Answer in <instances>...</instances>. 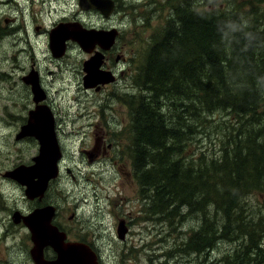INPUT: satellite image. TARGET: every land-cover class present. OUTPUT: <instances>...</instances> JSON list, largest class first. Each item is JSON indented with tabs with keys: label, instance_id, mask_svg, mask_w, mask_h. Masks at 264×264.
I'll list each match as a JSON object with an SVG mask.
<instances>
[{
	"label": "rangeland",
	"instance_id": "1",
	"mask_svg": "<svg viewBox=\"0 0 264 264\" xmlns=\"http://www.w3.org/2000/svg\"><path fill=\"white\" fill-rule=\"evenodd\" d=\"M207 1L212 5V9H215L213 11L218 10L224 3ZM27 2L28 4L24 0L16 2L0 0V26H6L7 34L13 33L11 32L13 29H18L12 36L0 33V264H33L29 254L32 247L29 231L24 225H15L12 215L15 210L28 212L31 203L34 202L26 198L22 186L4 176L7 171L19 165H30L40 148L39 142L34 138L16 140L21 125L25 124L29 117V111L35 108L31 92H27L21 81V76L29 72L32 63L27 40L31 41L35 48L34 58L41 72L43 84L48 90L46 105L55 116L56 134L64 154V159L60 163L61 180L51 185L46 202L60 208V214L55 222L67 230L68 236L88 242L96 239L97 245L106 252L114 250L119 252L122 244L118 240L114 220L111 215L96 208L92 185H97L100 189L108 188L110 200L119 199L116 194L122 192L118 188L112 190L116 185H128L124 191L128 197L123 194L120 197L129 200L133 196V199L132 202H119L118 211L124 215L132 213L136 217L141 215L140 211L144 209L148 217L151 210L163 211L153 209L155 199L150 189L144 192L148 197L145 202H142L137 194L131 193L133 189L137 190V187L131 188L129 185L135 186L139 182L135 177L130 151L133 134L127 96L145 95L134 86L138 82L137 80L133 82V77L141 70L145 53L157 31L166 25V18H173V13L171 14L169 4L165 0H119L118 12L109 20L99 12L82 11L79 0H27ZM240 4V2H234L229 6L225 4L224 11L236 7L242 12L255 10L264 15V0H257V4L251 8L237 6ZM125 9L131 16L124 14ZM240 11L237 13L242 14ZM138 13L142 16L139 20L144 23L138 21L139 28H135L134 20L137 19ZM3 18H12L14 22L5 24ZM64 21L71 23L79 21L87 27H92L93 24L96 29L106 30L115 27L120 30L121 37L117 41L116 50L126 61L115 63L112 59L108 64L118 75L119 84L116 89L111 87L103 93H95L83 88L84 62L89 56L77 44H71L68 56L63 60L55 61L52 58L49 51V32L55 25ZM36 26H42L40 34L35 31ZM19 44L20 49H25L26 54L22 55L20 60L19 55L17 59L19 63L15 65L17 61L14 54L19 51L17 48ZM132 87L136 89L133 94ZM21 115L26 117L21 119ZM85 117H91L92 122L83 127ZM219 117L224 122L230 119V116L225 117L221 111L213 113L209 118L203 114L202 120L208 119L207 123L196 125L194 128L196 134L190 135L187 141L182 142V144L187 142L186 147L193 161L201 158V161L204 159L209 164L234 155L239 145H229L231 140L228 139V135L235 134L233 128L237 129L238 125L229 123L220 125V121H211L219 120ZM114 120L115 129L112 130L106 122L114 124ZM167 120L173 122L171 116H167ZM103 132L109 135L105 144L107 155L99 162L90 164L88 157L86 158L83 153L94 149L97 137ZM66 168L73 172L74 177L66 172ZM100 193L105 197V191ZM245 204L244 220L254 223L262 221L260 243L263 250L257 256V260H261L264 258V195H248ZM109 205L110 203L106 202L102 207L109 210ZM171 208H175V203H171ZM166 213L167 210H164L163 214ZM234 213L236 215L232 220L239 221L243 213L241 208H237ZM73 214L74 218L69 220ZM184 215L186 218L182 220ZM156 217L164 219L160 215ZM207 219L211 221L212 229L216 232L215 245L211 250L199 254V257L193 253L190 264H233L236 256L242 253V244L246 245V238L223 237L224 217L214 205L207 207ZM146 220L145 218L143 221ZM203 220L202 212H195L186 206L179 209V215L174 214L168 219L167 228L164 230L170 232L181 230L192 237L201 229ZM181 221L183 223L180 225ZM152 226L144 223L135 230L146 233L147 227L148 231L153 230ZM95 231H98V238L93 236ZM134 238L136 236L129 237V245L134 242Z\"/></svg>",
	"mask_w": 264,
	"mask_h": 264
},
{
	"label": "trees",
	"instance_id": "2",
	"mask_svg": "<svg viewBox=\"0 0 264 264\" xmlns=\"http://www.w3.org/2000/svg\"><path fill=\"white\" fill-rule=\"evenodd\" d=\"M237 11L182 9L157 31L133 77L145 95L127 101L130 151L139 184L155 188L153 209L175 203L176 214L181 206L203 213L202 227L191 238L195 253L216 240L207 219V207L214 205L224 217L223 237L246 238L233 264H263L264 258L257 260L262 221L246 222L244 215L246 197L264 195V15ZM217 111L230 119L211 121L238 125L228 144L239 146L217 162L193 161L182 142L207 123L203 114L209 118ZM237 208L243 212L239 221L232 220Z\"/></svg>",
	"mask_w": 264,
	"mask_h": 264
},
{
	"label": "water",
	"instance_id": "3",
	"mask_svg": "<svg viewBox=\"0 0 264 264\" xmlns=\"http://www.w3.org/2000/svg\"><path fill=\"white\" fill-rule=\"evenodd\" d=\"M79 6L83 11L96 9L106 18L110 17L115 10L112 0H79ZM117 37L116 29L86 30L80 25L63 23L51 30L49 43L52 54L56 58H61L66 53L68 41L76 42L84 52L92 53L96 46L104 51L111 49ZM103 59L104 55L96 52L84 63L86 87L93 88L114 81L110 73L101 70ZM23 79L31 87L36 108L29 113L28 121L21 127L16 140L35 138L40 145L39 154L32 159V165H20L5 173L4 176L24 187L28 200L41 201L50 183L59 177L58 163L62 158V151L54 130V116L47 106L41 104L46 100V93L40 86L38 74L35 72ZM86 154L89 161L93 162V152H86ZM55 216L56 208L52 205L37 208L25 216L16 211L12 216L14 224L23 223L30 232L33 245L30 255L34 264H98L90 246L85 243L66 241V234L53 225ZM119 229L123 238L127 230L122 225ZM48 247L56 253L57 258L54 261H47L44 258V251Z\"/></svg>",
	"mask_w": 264,
	"mask_h": 264
},
{
	"label": "flooded vegetation",
	"instance_id": "4",
	"mask_svg": "<svg viewBox=\"0 0 264 264\" xmlns=\"http://www.w3.org/2000/svg\"><path fill=\"white\" fill-rule=\"evenodd\" d=\"M24 1L28 4L27 0H24ZM165 1L169 4L168 8L170 9L171 14L173 13V17H174V14L178 10L179 11L182 9L190 10L193 7L202 8L205 10H212V11L215 10V9H212V5H209L207 0H165ZM215 1H219V2L224 1V3L228 4V6L234 2H240L242 7H244V8H251L257 4V0H212V2H215ZM15 2H16V0H15ZM114 2L116 5L115 12H118L119 0H114ZM224 3H222L220 5L219 9L224 8V5H225ZM92 12H97V11L92 10ZM124 14L131 16L130 14H128V12H126V9L124 10ZM137 16H138L137 19L134 20L135 21V23H134L135 28H139V26H137L138 21L139 22L141 21L142 23H144V21H142L141 19L139 20V18L142 17L141 13H138ZM111 17L108 18V20L111 19ZM168 18L165 19V24H166V21L168 20ZM3 21L5 24H10V23L12 24L14 22V19L3 18ZM131 21H132V18H131ZM63 23L68 24L71 22L64 21V22L58 23L57 25L63 24ZM78 23H79V21L73 22V24H78ZM57 25H55L54 28ZM83 27H86L88 29H96L93 24H92V27H87L85 25H83ZM0 28H1L0 33L3 32L4 36H12V35H14L15 31H18V29L17 30L13 29L11 31L13 33L7 34L6 26L1 25ZM54 28H52L51 30H53ZM113 28H115V27H109L106 30H112ZM42 30H43L42 26H36L35 27V31L38 34H40V32H42ZM98 30H104V29H98ZM118 31H119V36L117 38V41H118V39H120L119 37H121V32L119 29H118ZM50 32H49V35H50ZM27 43H28V46L30 47L29 54L31 55L32 63H31L29 72H25L21 76V81H22L23 85L25 86V89L27 90V92L30 91L32 94L31 87L26 84V82L24 81L23 78H26L29 75H33L36 72L38 74L40 86L46 93V100L43 102V105L47 106L46 101L48 99V90L43 84L41 72H40L38 64L34 58L35 48L33 45H31V41L27 40ZM71 44L76 45L77 43L72 42V41L67 42V49H66L65 55L61 58H56L52 54V51L50 48V43H49V51L51 53L52 58L55 61H60V60H63L64 58H66L68 56V52L71 48ZM116 45L117 44H115L111 49L106 50V51H103L102 48L96 46L92 52V55L98 51H100L104 55L103 65H102L101 69L105 72L112 73L114 75V81L110 84H107V85H101V86H97L95 88H88L85 86L86 83L84 81V78H85V75H84V77H83V88L86 91H91V92H95V93H103L111 87L114 89L117 88V86L119 84L118 83L119 82L118 75L112 69V66H110L108 64H109L110 60H112V59H114L115 63L125 62L126 59L124 56H122L121 54L118 53V51L116 50V48H117ZM17 48L19 49V51L14 54V59L16 61H17L19 55H20V57H19V60H20L21 56L26 54L25 49H20V44ZM92 55L89 54L88 55L89 58ZM19 60L17 61V63H15V65H18ZM83 72H84V69H83ZM110 77H111V75H110ZM28 81H29V79L27 78V82ZM133 91H136V89L132 87L131 88V92H132L131 94H133ZM127 97L129 98V96H127ZM35 108H36V104H35ZM31 111H33V109L30 110L29 113ZM28 115H30V114H28ZM25 117H24V115H21V119H24ZM27 121H28V119H27ZM27 121H26V123H27ZM91 122H92L91 117H85L84 123L82 124V126L85 127L88 124H90ZM25 124H22L21 127H23ZM115 124H116L115 120H114V124H110L109 122H106V125L112 130L115 129ZM21 127H20V130H21ZM108 136L109 135H107L106 132H103L101 136L97 137V139H96L97 140V146L92 150L94 160H93V162H90L88 159L90 164L99 162L102 157L107 155V147L105 144L108 141V138L106 140V137H108ZM110 148L111 147L109 146L108 149H110ZM86 152L87 151H84L83 154L87 158L88 156H87ZM9 171H11V170H9ZM66 172L68 174H71L72 177H74L73 172L71 170L69 171L66 168ZM61 177L56 182H59L61 180ZM56 182H54V183H56ZM129 186L131 188L137 187V190L133 189L131 193L137 194L138 198L141 199L142 202L143 201L145 202L146 200H148V197H146V195L144 194V190L155 189L154 187L143 186L140 184H135V186L134 185H129ZM127 187H128V185H123V184L116 185L115 189H112V190H116L118 188L122 192L116 194V197H119V199H111L110 200L111 196L108 194V188L103 187V189H100L99 186L92 185V196L95 197L96 208L99 211H104V212L108 213L109 215L112 216V218L114 220V225H115V228L117 231V237H118L120 244H122L119 252H117L116 250L106 252L105 250H103L101 247H99L97 245L96 239H93L92 242H88V241H83V240L77 239V238H71L70 236H68V241L69 242H82V243L88 244L90 246L93 254L96 257V261L98 264H190L192 262L191 256L193 253H195L192 250V241H191L192 237H191V235L188 236L187 232L181 231V230L178 232H170V231L164 230L167 228L166 225H168V219H171V217L174 214H176V212L174 211V208H171V206H169V208L166 209L167 210L166 215L163 214V211L157 212V211L151 210V212H149V216L147 217L144 209L140 211L141 215L136 216V217H134L132 213L124 215L123 213H120L118 211V209L120 208L119 202H121V203L132 202L131 200L133 199V196H131V198H129V200L120 197V196H122V194H123V196L128 197V194L127 195L124 194V191H126L125 188H127ZM102 191H105V197H102V193H100ZM47 195H46L45 199H43L41 201L36 200V202L31 203L32 206L30 207L28 212H22L20 210H15V212L20 211L23 215H26L38 207L49 205L50 203L46 202ZM142 197H143V199H142ZM106 202L110 203V205H109L110 209L109 210H106V207H102V205L106 204ZM131 207H133V205H131ZM183 207L184 206H181L180 209L181 208L183 209ZM56 209H57V216H58L60 214V208L56 206ZM133 210H135V209L133 208ZM157 215L163 216L164 219L160 220L159 217H156ZM178 215H179V211H178ZM57 216H56V218H57ZM72 216L74 217V214ZM167 216H168V218H167ZM56 218H55V220H56ZM145 218L147 219L146 222L143 221ZM185 218H186V215H184L182 217V220H185ZM55 220H54V224L56 226H58L59 230L68 234V232H66L67 230L62 228L60 225L56 224ZM144 223L152 224L153 230L148 231V227H147L146 233H144L143 231L137 232L135 230L136 227L141 226ZM182 223H183V221H181L180 225ZM19 225H24V224L20 223ZM121 225L124 226V228L127 230L125 232L123 238L120 235V231H119L120 230L119 228ZM144 229L145 228H142V230H144ZM93 236H94V238H98L99 237L98 231H95L93 233ZM134 236H136V238H134V242L129 245V243H128L129 237L132 238ZM171 239H172V241H171ZM94 240H96V241H94ZM173 241H174V243H173ZM212 244H213L212 247L210 249H206V251L211 250L214 247L215 242H213ZM202 253H204V252H202ZM202 253H195V255L197 257H199L200 256L199 254H202ZM29 254H30V251H29ZM44 258L47 261H54L56 259L55 251L52 250L51 248L45 249ZM30 260L33 263L31 256H30Z\"/></svg>",
	"mask_w": 264,
	"mask_h": 264
},
{
	"label": "bare ground",
	"instance_id": "5",
	"mask_svg": "<svg viewBox=\"0 0 264 264\" xmlns=\"http://www.w3.org/2000/svg\"><path fill=\"white\" fill-rule=\"evenodd\" d=\"M24 200V199H23Z\"/></svg>",
	"mask_w": 264,
	"mask_h": 264
}]
</instances>
